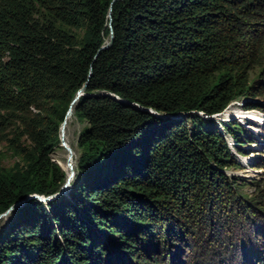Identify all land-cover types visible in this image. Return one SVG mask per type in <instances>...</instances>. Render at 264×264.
Here are the masks:
<instances>
[{"label":"trees","instance_id":"1","mask_svg":"<svg viewBox=\"0 0 264 264\" xmlns=\"http://www.w3.org/2000/svg\"><path fill=\"white\" fill-rule=\"evenodd\" d=\"M109 10L112 39L101 49ZM263 57L264 0H0V126L21 120L32 143L22 164L0 168L2 207L28 194L20 184L48 165L63 171L50 154L85 75L87 92L105 91L73 109L86 122L77 181L14 212L0 229V264L185 261L183 230L197 217L213 235L231 195L216 170L231 163L223 133L196 112L215 116L264 95V83L255 86L264 80L247 74ZM235 124L222 126L240 140ZM44 181L30 186L43 190Z\"/></svg>","mask_w":264,"mask_h":264},{"label":"rangeland","instance_id":"2","mask_svg":"<svg viewBox=\"0 0 264 264\" xmlns=\"http://www.w3.org/2000/svg\"><path fill=\"white\" fill-rule=\"evenodd\" d=\"M102 28L98 31L99 39L95 45L96 47L100 46L102 42L103 45L109 36V26H103ZM102 31H104V33H102ZM90 63L91 61L88 62V64ZM247 74L249 82L257 81V79L258 81L264 80V57L253 68L248 69ZM84 78L86 79L87 77L85 76ZM96 78L97 77L95 76L91 79V82L88 85L89 87H93L97 84ZM263 83L264 81L259 82L258 84L256 83L255 86H260L258 88L260 89ZM84 85L85 83H83L77 91L68 110L61 120L59 126V143L54 152L50 154L52 162L55 157L63 160L59 154L60 152H64V149L65 147H68L67 143L69 142L71 149L76 153L75 160L77 166L75 169L71 170L72 173H77L74 182L77 181L79 175L78 162L79 156L82 152L77 144V137L79 131L86 124V122L82 123L77 120L73 111L74 106L82 95L93 97L99 94H105L104 90L98 89H92L90 92H87V87ZM248 105H254L256 108L246 109ZM227 110L229 111L226 113L221 112L215 116L196 112L202 119L212 120L216 124L217 128L222 131L226 145L229 148L231 156L230 165L221 169H216L227 178V181L225 180L227 184L226 186L229 184L230 188H227L226 190L229 189L232 195L228 196L225 200V202L228 203V207L223 211L224 215H222V220L225 221V223L219 230H216L215 225L212 229L213 235H209L211 231H208L209 229H207L206 221H199L196 217V220H194V223L192 224L193 230L188 229L187 232L183 230V233L186 234L188 244V247L185 250V257L183 258L185 261L180 263L179 261L174 260V264H200L202 260L203 264H207L206 262H209V264H217L220 255L222 258L229 255V259H226L227 261L225 264H237L241 261V255L238 252V248L242 246H250L249 244L256 246L259 243V240H261L263 244L261 256L258 257L253 255V257L248 258V260L245 258L248 262L246 264H257L261 259L264 261V167H257L264 166V95H247L242 96L239 99L237 98L236 100L231 101L230 107ZM31 112L32 113H29V116H32L36 110H31ZM244 114L258 116L261 123L256 121L251 122L250 120H245L243 122L245 119L243 116ZM232 122L236 123L235 125L238 129L234 130L239 133L240 140H236L226 131V129H223L222 123L231 124ZM25 126V123L21 120L18 121V119H10L5 126H0V168L8 169L15 167L18 163L22 164L29 149L32 148V143L26 134L27 127ZM64 132L66 133L65 140L63 139ZM66 141L68 142L66 143ZM54 164L57 165L56 163ZM54 164L48 165L47 173L44 175L41 171L33 174L28 180L23 181L20 184L21 188L30 191H32L31 189L36 190L39 187V182L33 188L30 185L39 178L44 177V183L42 184V182H40V185H43V190H40L39 192L42 193L43 196L49 194L50 198L61 194L57 193L62 190L61 186L65 181L61 168L57 167V169ZM65 170L66 169L63 168L64 173L66 172ZM233 180H236V182L233 183ZM73 185L74 184H72L70 188H72ZM26 198V195L21 196L20 198L18 197L16 201L11 203L14 205L9 208L11 206L10 204L6 207V210H8V208L10 211L13 210V214ZM230 205H234V207ZM4 208L5 206L2 207V204H0V212L3 211ZM0 223L1 229L6 222L5 220H2ZM112 254L114 255V253ZM116 258V256L112 258L111 262L113 264H118ZM135 263L129 262V264Z\"/></svg>","mask_w":264,"mask_h":264},{"label":"clouds","instance_id":"3","mask_svg":"<svg viewBox=\"0 0 264 264\" xmlns=\"http://www.w3.org/2000/svg\"><path fill=\"white\" fill-rule=\"evenodd\" d=\"M108 13H109V11H108ZM106 14V16H105V18H104V20H103V24H102V26H101V28L104 26V27H106V26H109V30H111V32H112V29H111V25H110V22H109V19L111 18V12H110V14ZM103 29V28H102ZM105 29V28H104ZM110 35H111V37H112V34L110 33L109 34V43H110ZM102 37H104V36H102ZM103 43V42H102ZM102 43L100 44V47L103 49V48H105V47H107L108 45H109V43L108 44H106L105 46H102ZM86 69L88 70H91V64H88L87 65V67H86ZM86 76V75H85ZM86 82L87 81H85V79H83V81H82V84L83 83H85V87H87V85H86ZM81 84V85H82ZM81 85H80V87H81ZM79 87V88H80ZM79 88H78V90H79ZM77 90V91H78ZM59 167V166H58ZM60 168V167H59ZM61 172L63 173V177H64V175H65V173L62 171V169H61ZM62 177V178H63ZM75 181V180H74ZM72 182V184H74L75 182ZM66 182H64V184H65ZM62 185L61 187H64L65 185ZM72 184L70 185V186H72ZM70 187H69V189H68V191L67 192H69L70 191ZM59 193H61V191H59L57 194H59ZM66 193V192H65ZM65 193H61V194H59L58 196H55V197H53V198H50V196L47 198V197H43V195H42V193H40L38 190H33V191H29V193L28 194H26V196L28 197V198H26L24 201H22V203H21V206L22 205H24L28 200H30V199H37V200H39V201H41V202H43V203H46V202H50V201H53V200H55V199H57V198H59L60 196H62V195H66ZM29 195H32V197L31 196H29ZM49 195V194H48ZM48 195H45V196H48ZM10 205V204H9ZM8 205V206H9ZM14 204H11V206L9 207V208H11L12 206H13ZM20 206V207H21ZM7 207V206H6ZM6 207L4 208V210L3 211H1L0 212V219H2L3 221L5 220V222H7L11 217H10V215L12 214V211H10V209L8 208V210H6ZM13 209H14V207H13ZM6 210V211H5ZM5 211V212H4ZM4 212V213H3ZM15 212V211H14ZM3 213V214H2ZM14 214V213H13ZM12 214V215H13ZM7 215H9L8 216V218H7ZM7 220V221H6ZM0 225H1V223H0ZM250 246H242V247H239L238 248V252H239V254L241 255L240 256V258H241V261L240 262H238L237 264H246V263H248L247 262V260H248V258H250V257H253V255H256V256H261V250H262V248H263V244H262V242H261V240H259V243L256 245V246H252L251 244H249ZM229 259V255H226V257H221V255H220V258H219V260L217 261V264H225V263H220V261L222 260V259ZM245 258H247V260L245 259ZM242 259H244V260H242ZM175 260H177V261H179V262H181L179 259H175ZM203 261V260H202ZM207 264H209V262H206ZM173 264H174V261H173ZM201 264V263H200ZM202 264H203V262H202Z\"/></svg>","mask_w":264,"mask_h":264},{"label":"bare ground","instance_id":"4","mask_svg":"<svg viewBox=\"0 0 264 264\" xmlns=\"http://www.w3.org/2000/svg\"><path fill=\"white\" fill-rule=\"evenodd\" d=\"M105 30V29H104ZM102 33H104V31H102ZM104 35V34H103ZM105 36H106V34H105ZM108 38H109V36H108ZM107 38V39H108ZM106 39V40H107ZM106 40H105V42H106ZM104 42V43H105ZM102 46H105V44L104 45H102ZM231 110V109H230ZM227 111H229V110H227ZM226 111V112H227ZM225 112V113H226ZM242 116V115H241ZM244 116V120H243V122L245 121V120H250L251 122H253V121H256V122H258V123H261V120H260V118L258 117V116H256V115H248V114H244L243 115ZM70 119V118H69ZM66 129V128H65ZM65 131V130H64ZM63 139L65 140L66 139V133L64 132V135H63ZM68 141H66V143H67ZM68 145V147H65V149H64V152H60V156L62 157V159H63V168L64 169H66L65 171V176H66V178H65V176H64V181L65 182H68V185H71L72 184V182L76 179V174L77 173H72V169H75V167L77 166V163H76V160H75V158H76V153L71 149V147H70V144H69V142L67 143ZM59 166V165H58ZM60 167V166H59ZM61 168V167H60ZM241 174V173H240ZM243 176V175H242ZM68 192H66L65 194H67ZM29 196H31L32 197V195H29ZM50 195H48V196H43V197H49ZM28 198V197H27ZM4 213V212H3ZM2 213V214H3ZM8 216L9 215H7V218H8ZM2 221V219H0V222Z\"/></svg>","mask_w":264,"mask_h":264},{"label":"water","instance_id":"5","mask_svg":"<svg viewBox=\"0 0 264 264\" xmlns=\"http://www.w3.org/2000/svg\"><path fill=\"white\" fill-rule=\"evenodd\" d=\"M108 14H110V10H109V13ZM111 39H112V37H111V35H110V42H111ZM102 49V48H101ZM144 110V109H143ZM153 114H155L156 116H158V117H170V118H177V117H182V116H185L186 115V113H177V114H158V113H155V112H153ZM63 142V141H62ZM65 186L64 187H62V190H60L61 191V193H65V192H67L68 191V189H69V187H70V185H68V182H66L65 184H64Z\"/></svg>","mask_w":264,"mask_h":264}]
</instances>
